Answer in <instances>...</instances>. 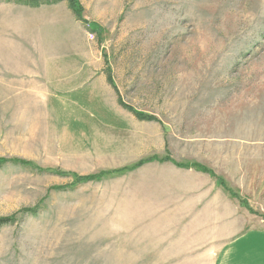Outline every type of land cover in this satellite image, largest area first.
Masks as SVG:
<instances>
[{
	"label": "rangeland",
	"instance_id": "1",
	"mask_svg": "<svg viewBox=\"0 0 264 264\" xmlns=\"http://www.w3.org/2000/svg\"><path fill=\"white\" fill-rule=\"evenodd\" d=\"M78 1L83 20L67 2H0V158L81 176L152 160L76 187L0 169V218L17 215L0 264H166L156 252L179 245L193 202L195 246L209 224L264 225V0ZM218 191L225 218L206 206ZM205 247L174 264H210Z\"/></svg>",
	"mask_w": 264,
	"mask_h": 264
},
{
	"label": "crops",
	"instance_id": "2",
	"mask_svg": "<svg viewBox=\"0 0 264 264\" xmlns=\"http://www.w3.org/2000/svg\"><path fill=\"white\" fill-rule=\"evenodd\" d=\"M213 195L214 193L211 194V197ZM222 199H226V194L218 191L212 199V202L209 205L206 204V206L220 217L225 218L224 203H219V200ZM193 204L192 207H184L186 210L185 228L175 233L174 238L178 241L179 245L170 244L169 246H161V249H159L155 255L156 258L159 257V260L155 258L154 263H194L195 255L198 254L197 252H200L201 245L206 246L207 244L204 251L211 257V260L208 261L210 264H264V225H260L259 227L257 224H254V226H251V224L243 234L229 236V238H227L223 233H219L222 231L225 232L226 230L224 221L213 223L212 227H209L211 225L209 224L207 228L204 227V231L215 234L212 236L203 235L202 238H207L202 239L201 242L195 246V240H193L194 236L192 235L193 230L189 228L188 224L192 217L197 215V210L205 209V207L199 206L200 204H196L195 206L194 202ZM236 214L237 213H233V217ZM172 215H175V213L173 212ZM230 226L234 225L231 224ZM238 226H240L239 221L237 222V227ZM205 241L206 243H204Z\"/></svg>",
	"mask_w": 264,
	"mask_h": 264
},
{
	"label": "trees",
	"instance_id": "3",
	"mask_svg": "<svg viewBox=\"0 0 264 264\" xmlns=\"http://www.w3.org/2000/svg\"><path fill=\"white\" fill-rule=\"evenodd\" d=\"M0 2H7V3H16L19 5H24L30 8H40L41 6H50V5H57L61 2H67L68 7L70 8V10H72L75 15L76 18H78L79 20H83V8L81 7V5L79 4L78 0H0ZM109 82L111 83L112 86L115 87L114 81L111 77H109ZM120 105L125 108L127 111H129L130 113H133L139 120L141 121H157L158 119H156L155 116L149 115V114H144V113H137L132 107H129L125 104H123L122 100H119ZM152 160V158L149 159H144L141 160L139 162H137L134 165L131 166H127L123 169L120 170H112V171H104L101 172L97 175H90V176H81L75 173H69V172H65V171H61L59 169H33L36 167L32 162L26 161V160H22V159H7V158H0V169H2L3 167L7 166V165H14V166H19L25 169H29L32 171H37L40 174H44V172L46 173H51V174H55V175H59V176H63V177H71L73 179V185H75L74 187L80 185V184H88V183H95V182H101L102 180H104L105 178L108 177H114V176H120V175H124L133 171H136L137 169H139L140 167H142L143 165L147 164L148 162H150ZM160 162H173L178 166H182V167H187V168H196L198 170H200L201 172L207 173L209 174L211 177H213L221 187H223L225 190H227L228 192L231 193V195H235V193L229 189L225 183V181L221 178H219L211 169L205 168L201 165H199L198 163H192V164H185V166L177 164L175 161H173L170 157L165 158L160 160ZM71 187V186H70ZM73 187V188H74ZM66 187H58L57 190H64ZM72 188V187H71ZM237 197V194H236ZM24 214H32L34 215L36 213V211L34 210H25L23 211ZM17 221V215L15 216H11V217H4V218H0V230L5 227V226H9V225H13L15 224Z\"/></svg>",
	"mask_w": 264,
	"mask_h": 264
}]
</instances>
